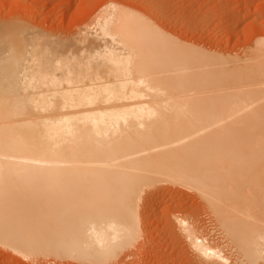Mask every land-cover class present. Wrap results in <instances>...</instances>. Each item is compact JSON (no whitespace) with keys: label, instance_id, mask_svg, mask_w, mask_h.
<instances>
[{"label":"bare ground","instance_id":"bare-ground-1","mask_svg":"<svg viewBox=\"0 0 264 264\" xmlns=\"http://www.w3.org/2000/svg\"><path fill=\"white\" fill-rule=\"evenodd\" d=\"M17 1L10 6L14 20L0 24V168L14 175L7 211L0 196V245L14 263L40 264L52 256L83 264L106 259L124 243L128 229L142 236L147 223L142 209L165 204L164 186L198 193L202 212L211 218V229L179 215L168 219L170 227L180 226L195 263L264 264V54L258 46L264 37L246 55H200L192 45L159 41L153 28L168 35L146 12L132 10L127 5L132 0H106L91 23L55 40L41 24L34 26L42 23L38 11ZM106 5L127 10L123 27L144 37L130 77L120 64L119 44L113 49L108 42L115 62L96 56L103 55L105 38L94 24L113 14ZM69 55L72 86L63 72L57 73L59 84L45 81L41 66L54 69L59 60L63 68ZM154 56L158 62L144 75L140 66ZM21 73L36 78L28 109L6 118L2 101L17 90ZM128 175L138 178L142 193L134 216L95 211L115 201L121 178ZM22 237L38 254L28 259L17 254L25 247ZM137 240L114 256L113 264H127L136 250L144 255L145 245L137 246ZM134 258L131 264H142Z\"/></svg>","mask_w":264,"mask_h":264},{"label":"rangeland","instance_id":"rangeland-1","mask_svg":"<svg viewBox=\"0 0 264 264\" xmlns=\"http://www.w3.org/2000/svg\"><path fill=\"white\" fill-rule=\"evenodd\" d=\"M0 1V24L12 22L14 18L11 19L12 16L10 14V6L11 4H15L13 2H16L17 0ZM18 1H22L23 3V5L21 4L22 6L20 5L21 8L27 7L28 9H33L35 12L38 11V13L41 15L42 23L40 20L36 21V25L34 24V26H38L39 24H41V27L43 29L45 28L43 30L44 32H46L45 34L48 33V35L52 36L55 40L56 37L64 40L69 36L71 37L77 30H79L80 27L83 26V24L87 22L91 23V18L93 17V14H95V8L97 11V8L102 4V1L105 2L106 0ZM18 1L17 3L19 4ZM122 1L125 3L126 0ZM128 1L125 4H127ZM90 2L92 4H90ZM148 2L147 0H132L127 5H129V7L132 6V10L136 12L138 10L146 12L147 14H144L147 15L148 19L152 23L156 21V23L153 24H156L155 26L158 29L166 32L168 36L176 38L177 41L181 43L183 42L189 46L192 45L194 46V48L196 47V49L201 48V50L203 49V51H215L223 55L237 57L244 54L246 55L251 47L255 44L254 41L256 42L260 37H264V0H148ZM5 3H7V6ZM24 3L26 6L24 5ZM156 6L157 8H160H158L160 11L158 10L157 14L154 11ZM16 7L17 6H15V8ZM150 11L151 14L149 13ZM160 13H163L164 15H161ZM161 16L162 18H160ZM44 19H46L47 22H45ZM165 21L167 22V24ZM252 26H254V28H252ZM53 34L55 35V37ZM161 189L165 191V194L167 191V196H164L165 204L157 208L152 206L150 207L149 204L148 208L142 209L144 210V212L147 211V217H144L146 216V212L142 217L147 222L146 226L144 225L145 223L143 219V223L141 222V224H143L146 229L143 227L145 230H142L143 234L141 233L142 236H140L139 238L141 240L139 241L138 239L136 244L138 243L137 246L142 245V243L143 246L145 245V248L143 250L144 255L143 252L141 254L138 253L137 250L136 253L134 251V248L133 251L134 254L136 253V256L134 254L133 256L136 257V259H139L140 257L142 264H197L195 263V259L193 258L192 250L189 249V243L184 239V235L180 233V226L177 225V228L175 229L170 227L171 225L169 226L170 221L168 219L172 218L173 220L175 219V215H179L181 218L183 217V219L186 218V220L188 221V223L190 222V224H192V222L201 223L203 224V226L205 225L206 228L208 227V229H211L212 221L209 220L211 218H209L210 216L207 215L208 213H206L205 211L202 212L204 209L200 205V196L198 195V193H195V191H187L185 189L177 190V188L170 189L169 187L167 188L164 186L161 187ZM177 202L179 205L177 204ZM176 210H180V212H177ZM149 211L151 215L148 214ZM175 211L177 213H175ZM148 215L151 217H149ZM202 219H204L205 224L203 223ZM170 228L171 230H169ZM144 231H146L147 233H145ZM7 250L8 249H6L4 246L0 245V264L14 263V258L11 252L9 253V250ZM133 256H131V258H128L127 264L132 263V261L135 259ZM21 261L22 262L16 264H33L30 261ZM42 261L39 263L79 264V262L69 260L68 258H62L61 256L47 257V259L44 258Z\"/></svg>","mask_w":264,"mask_h":264},{"label":"snow or ice","instance_id":"snow-or-ice-1","mask_svg":"<svg viewBox=\"0 0 264 264\" xmlns=\"http://www.w3.org/2000/svg\"><path fill=\"white\" fill-rule=\"evenodd\" d=\"M105 8L113 9V14L110 19L98 17L94 24V27L97 29V34L102 33L105 38L103 55L101 56L100 53H96V56L101 59L108 60L109 63L115 62L111 59V57L113 56V51L108 47V42L111 41L113 49L117 44H119L120 64L123 66L124 75L126 77H130L132 75L133 65L138 59V47L143 43L144 37L134 34L123 27L125 18L130 15L127 10H118L116 5H106ZM113 29H115L116 31H113ZM152 32L155 33L158 40L161 42H171L178 48L184 47V45H182L180 42L171 40L170 37L166 36L163 33H160L154 28L152 29ZM258 46L261 49L262 54H264V41H260ZM196 51L200 55L209 54L200 49H197ZM5 55L10 59L12 58V53L10 51L6 52ZM158 59V57L154 56L151 63H145L141 65V72L144 75L149 74L152 71L155 63L158 62ZM73 63V58L69 55L67 61L64 62L63 68L60 67L61 62L57 60L55 62L54 69H48L45 66H41L39 72L45 81L51 80L56 84L60 83V81L57 79V73L63 72L66 74L65 82L72 86L74 76ZM35 82V76H33L30 80L28 76L21 73V81L18 85L17 90L7 94L2 101L5 108L6 118H16L25 115L29 105V90L34 86ZM77 82L79 83V80ZM140 82L141 84H143L144 80L142 79ZM70 94L71 93H69V95ZM44 123L47 125L50 122L44 121ZM186 142L187 141H181V143ZM262 152H264V146H262ZM13 180L14 175L10 170L6 172L4 169L0 168V196H2L3 198L5 211H7V206L10 198V189L13 184ZM138 184V178L135 176L128 175L122 177L115 201L105 207L96 208L94 210L98 212L125 211L134 216L137 197L142 194L139 190ZM137 239L138 234L135 231L134 227L128 229L127 238L119 248L108 252L106 259L93 261L91 262V264H113L112 258L126 249H131ZM22 243H24L25 247L17 250V254L23 253L25 259H28L30 254H38L39 249L23 237ZM26 248H30V251H26ZM49 251L59 253L60 249L50 248ZM65 251H67L69 255L75 258L76 254L74 252L68 250ZM260 255L264 257V247L261 248ZM79 264H83V262L81 261L79 262ZM225 264H227L226 261Z\"/></svg>","mask_w":264,"mask_h":264}]
</instances>
